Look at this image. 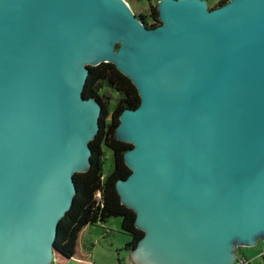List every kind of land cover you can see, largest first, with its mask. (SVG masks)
<instances>
[{"label": "water", "instance_id": "1", "mask_svg": "<svg viewBox=\"0 0 264 264\" xmlns=\"http://www.w3.org/2000/svg\"><path fill=\"white\" fill-rule=\"evenodd\" d=\"M0 0V264H47L90 165L100 105L88 66L112 62L139 105L116 182L144 234L134 264H231L264 239V0ZM117 46V47H116Z\"/></svg>", "mask_w": 264, "mask_h": 264}, {"label": "trees", "instance_id": "2", "mask_svg": "<svg viewBox=\"0 0 264 264\" xmlns=\"http://www.w3.org/2000/svg\"><path fill=\"white\" fill-rule=\"evenodd\" d=\"M150 1L147 0L148 14L139 15L145 26L153 28L160 24V19L157 6H151ZM228 1L206 0L209 9ZM88 68L82 95L86 99L94 98L100 105L98 130L88 143L90 165L87 170L73 174L75 193L72 203L56 226L52 252L58 262L76 259L85 264L86 256L80 252L81 232L88 226L104 223L111 217H120V229L130 237L124 244V249L133 250L144 234L134 224V211L121 202L116 190V182L126 179L131 173L123 156L132 144L117 139L114 134L123 110L136 108L140 103V96L131 79L112 62H100ZM105 151L111 154V164L106 169ZM239 256L245 258L243 255ZM262 257L264 259V252Z\"/></svg>", "mask_w": 264, "mask_h": 264}, {"label": "rangeland", "instance_id": "3", "mask_svg": "<svg viewBox=\"0 0 264 264\" xmlns=\"http://www.w3.org/2000/svg\"><path fill=\"white\" fill-rule=\"evenodd\" d=\"M125 1V0H124ZM130 10L134 13H147V0H132L127 2ZM151 6H157V0L150 1ZM107 160L105 169L109 167L111 154L105 151ZM120 217H111L104 223L90 225L80 234L81 254H85V264H134L130 257V251L124 249L130 237L120 229ZM264 245L261 240L253 246H239L237 255H243L250 264H264L262 253ZM82 264L76 259L58 262L55 256L47 264Z\"/></svg>", "mask_w": 264, "mask_h": 264}, {"label": "built area", "instance_id": "4", "mask_svg": "<svg viewBox=\"0 0 264 264\" xmlns=\"http://www.w3.org/2000/svg\"><path fill=\"white\" fill-rule=\"evenodd\" d=\"M264 243V239H261ZM249 262L242 256L236 255V258L231 264H248Z\"/></svg>", "mask_w": 264, "mask_h": 264}, {"label": "flooded vegetation", "instance_id": "5", "mask_svg": "<svg viewBox=\"0 0 264 264\" xmlns=\"http://www.w3.org/2000/svg\"><path fill=\"white\" fill-rule=\"evenodd\" d=\"M139 13L140 12H137V13H135L136 14V16H137V18L142 22V17H140V15H139ZM141 14V13H140ZM143 15L142 16H144V15H147L148 14V12L145 14V13H142ZM143 23V22H142ZM262 241V240H261ZM263 242V241H262Z\"/></svg>", "mask_w": 264, "mask_h": 264}, {"label": "crops", "instance_id": "6", "mask_svg": "<svg viewBox=\"0 0 264 264\" xmlns=\"http://www.w3.org/2000/svg\"><path fill=\"white\" fill-rule=\"evenodd\" d=\"M262 242V241H261ZM262 245H264V243L262 242ZM261 252H263V251H261Z\"/></svg>", "mask_w": 264, "mask_h": 264}]
</instances>
